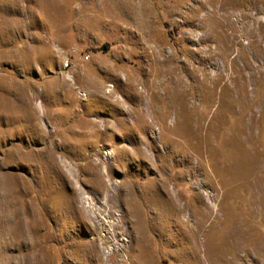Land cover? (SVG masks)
Wrapping results in <instances>:
<instances>
[{
  "label": "rangeland",
  "instance_id": "1",
  "mask_svg": "<svg viewBox=\"0 0 264 264\" xmlns=\"http://www.w3.org/2000/svg\"><path fill=\"white\" fill-rule=\"evenodd\" d=\"M0 264H264V0H0Z\"/></svg>",
  "mask_w": 264,
  "mask_h": 264
}]
</instances>
